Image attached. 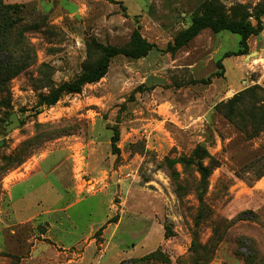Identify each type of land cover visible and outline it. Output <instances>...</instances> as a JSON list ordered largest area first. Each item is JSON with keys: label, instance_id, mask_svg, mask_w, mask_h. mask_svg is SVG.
<instances>
[{"label": "rangeland", "instance_id": "obj_1", "mask_svg": "<svg viewBox=\"0 0 264 264\" xmlns=\"http://www.w3.org/2000/svg\"><path fill=\"white\" fill-rule=\"evenodd\" d=\"M4 1L23 21L22 36L8 39L13 62L0 57V264H21L42 234L50 237L36 255L69 247L71 264L92 239L90 264H139L133 259L156 249L166 260L148 264H264V38L225 57L240 35L206 28L164 51L205 10L264 22V0ZM136 29L158 48L115 56L102 79L35 114L41 93L94 64L102 45L129 46ZM237 94L243 100L228 116L221 105ZM13 112L21 124L7 130ZM198 145L206 184L184 162ZM20 179L29 180L15 189L31 190V203L17 216L9 191ZM70 179L83 199L65 209ZM30 214L37 218L19 222Z\"/></svg>", "mask_w": 264, "mask_h": 264}, {"label": "trees", "instance_id": "obj_2", "mask_svg": "<svg viewBox=\"0 0 264 264\" xmlns=\"http://www.w3.org/2000/svg\"><path fill=\"white\" fill-rule=\"evenodd\" d=\"M20 10L17 5L6 3L4 0H0V57L3 54L9 53L8 66L13 62L14 56H10L11 51L9 48V37H13V33L16 32L20 37L22 32L18 28L22 25L20 23L23 21V17H20ZM15 14V15H14ZM209 28L214 32L220 31H230L233 33H238L241 37L239 42V47L235 51L227 52L225 57L232 55H245L249 52V39L253 35L260 34L264 29V22L260 16L256 17V22L248 18L239 19H228L221 13H214L209 10H205L202 13L194 14L191 20V24L182 29L172 41H169L164 48V51L175 53L183 46L188 44L194 37H196L202 30ZM8 43V44H7ZM157 48V44L149 41L144 37L141 32L136 29L133 32L131 43L126 47H115V46H101L102 55L98 60L84 69L75 78L64 81L53 88L49 93H41L38 96V100L34 106L35 114L41 112L43 106H51L56 104L63 95L69 93H79L83 90L86 84L94 83L102 79L108 72L109 66L112 59L119 55H125L134 59L142 58L148 55V53ZM6 63L0 58V68L4 67ZM221 68L223 65L221 62L218 64ZM221 76V71H216L212 73L208 78L202 79L204 82H211L212 78ZM243 100L240 94L235 95L226 104H222V110L230 116L236 115L239 103ZM264 112V110H263ZM2 119L0 118V124ZM120 139V133L116 129L111 137L112 147L114 153L119 152V147H117V141ZM206 150L201 145H198L194 150L193 154L188 158L184 159V162L193 164L201 175V182L206 184L210 175V167L207 166L203 158L205 157ZM183 160V159H181ZM203 197L200 194V201L203 202ZM166 237L169 234L166 232ZM166 254L161 249H156L151 251L139 258H134L133 260L139 264H148L155 260H166ZM124 264V261L121 263Z\"/></svg>", "mask_w": 264, "mask_h": 264}, {"label": "crops", "instance_id": "obj_3", "mask_svg": "<svg viewBox=\"0 0 264 264\" xmlns=\"http://www.w3.org/2000/svg\"><path fill=\"white\" fill-rule=\"evenodd\" d=\"M258 35H261V36L264 38V29H263V31H262L260 34H258ZM263 41H264V39H263ZM157 48H158V46H157ZM28 180H29V179H20V180L14 182V183L11 185V187H10L9 194H10V196H11V207H12L13 211H15V212L17 213V216H18V213L22 211V208H21V207H22L23 205H25L26 207H29V205H30V203H31V201H30L31 199H30V197H29V196H31V195H30V194H31V190H30V192H29V191H26V192H23V193H20V194H19V192H18L15 188H16V186H17L19 183H23V182L28 181ZM71 181H72V179H70V183H69V185H67V184H63V186H64V188H65L64 190L73 192V194H74V199H75V200L73 199V201L70 202V204H68V205L65 207V209L68 208V207L71 206V205H74V204L78 203L79 201H81V200L83 199V198L80 196V191H79L78 189H76L75 187H72V186H71ZM89 194H96V193H89ZM127 195H128V198H130V197H129L130 194H127ZM26 217H27V219H23V217H22V219L19 220V222L24 223V222H28V221L32 220L33 218H37L36 215H31V214H30V215H27ZM110 224H111V223H109L108 225H110ZM119 224H120V223H117V224H115V225L118 226ZM51 227H52V226H49V230H50ZM49 230H48V232H49ZM94 231H95V230H92L89 234H93ZM48 234H49V233H48ZM104 234H105V235H108V228H107V227L104 228ZM41 237H42L41 239H40V238H39V239H36V240L33 242L32 246H31V252H30V254L27 255V256H25V257H22L21 264H37V262H39L40 260H42V261H47V262H49V263H50V262H54V261H59V260H61V261L65 260V261H64L65 264H71V261H73V260L69 257L71 253H68V251H67V249H69V247H66V248L63 247V249H64L65 251H58V250H56V251H55V254H54V257H47L45 254H40L39 256L36 255L35 251L37 250V248L39 247V245H40V244L47 243L44 239H45L46 237L49 238L50 236L47 235V234H42ZM89 237H90V236L86 237L85 240H87ZM93 242H94V239H92V240L90 241L89 245L86 246L84 252L78 254L79 257L81 256V257L78 259L79 262H80V264H90V263H91L90 261H92V259L87 258L86 249L89 248V247H91V246H93ZM52 244H53V246H55L54 243H52ZM58 247H60V246H58ZM142 256H143V255H142ZM87 262H90V263H87Z\"/></svg>", "mask_w": 264, "mask_h": 264}, {"label": "water", "instance_id": "obj_4", "mask_svg": "<svg viewBox=\"0 0 264 264\" xmlns=\"http://www.w3.org/2000/svg\"><path fill=\"white\" fill-rule=\"evenodd\" d=\"M7 130L14 129L21 124V120L17 113L10 114L9 119L6 121Z\"/></svg>", "mask_w": 264, "mask_h": 264}, {"label": "built area", "instance_id": "obj_5", "mask_svg": "<svg viewBox=\"0 0 264 264\" xmlns=\"http://www.w3.org/2000/svg\"><path fill=\"white\" fill-rule=\"evenodd\" d=\"M125 262H126V261H125ZM126 263H127V264H133V262H132V261H131V262H128V261H127Z\"/></svg>", "mask_w": 264, "mask_h": 264}]
</instances>
